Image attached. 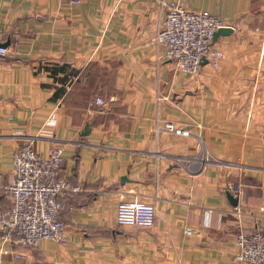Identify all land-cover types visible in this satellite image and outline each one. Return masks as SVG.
<instances>
[{"label":"crops","instance_id":"crops-1","mask_svg":"<svg viewBox=\"0 0 264 264\" xmlns=\"http://www.w3.org/2000/svg\"><path fill=\"white\" fill-rule=\"evenodd\" d=\"M162 1L229 24L210 39L217 67L160 56V0H0V211L25 139L60 145L59 176L80 187L59 197L61 241L0 244V264H235V232L264 224V0ZM132 197L154 205L149 227L115 222Z\"/></svg>","mask_w":264,"mask_h":264},{"label":"built area","instance_id":"built-area-1","mask_svg":"<svg viewBox=\"0 0 264 264\" xmlns=\"http://www.w3.org/2000/svg\"><path fill=\"white\" fill-rule=\"evenodd\" d=\"M76 4L79 0H65ZM159 6L163 14L156 22L151 41L161 47L160 56L169 58L185 75H193L202 58L213 68L217 67L222 53L210 46L212 32L229 26L222 18L205 9H191L178 1L164 2ZM5 46L0 45V54ZM92 102L102 105L104 100L95 95ZM49 116L47 123H52ZM167 130L187 135L188 130L176 128L171 122L163 124ZM156 128H159L156 125ZM62 147L50 145L45 153L32 147V139H25L11 153L12 178L2 190L9 197V204L0 211V244L9 243L31 247L38 239L61 241L64 236L62 210L59 197L64 192H76L78 184H70L59 176ZM236 202L232 207L240 214L238 200L242 191L237 183L224 186ZM264 218V213L261 215ZM115 222L120 225L149 227L154 220V205L144 199L132 197L119 200L114 208ZM185 231H189L184 227ZM235 264H264V224L255 222L250 231L238 229L234 235ZM3 252L6 249H2Z\"/></svg>","mask_w":264,"mask_h":264},{"label":"water","instance_id":"water-1","mask_svg":"<svg viewBox=\"0 0 264 264\" xmlns=\"http://www.w3.org/2000/svg\"><path fill=\"white\" fill-rule=\"evenodd\" d=\"M229 30H230V27H229V26H221V27H218V28H216V29L212 32L211 37H213L215 34H217V33H219V32H220V33H223V32L229 31ZM6 44H7L6 41L3 42V43H0V45H2V46L6 45ZM203 60L206 61L204 58H202L201 61H203ZM224 193H225V196H226V198L228 199V201L234 205L235 202H236V198H235L234 196H232L231 193H230L228 190H225Z\"/></svg>","mask_w":264,"mask_h":264}]
</instances>
